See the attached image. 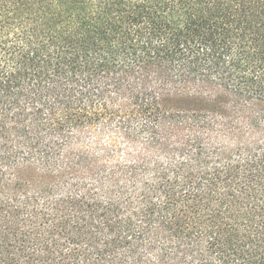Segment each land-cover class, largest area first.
Segmentation results:
<instances>
[{
  "label": "trees",
  "instance_id": "trees-1",
  "mask_svg": "<svg viewBox=\"0 0 264 264\" xmlns=\"http://www.w3.org/2000/svg\"><path fill=\"white\" fill-rule=\"evenodd\" d=\"M0 264H264V0H0Z\"/></svg>",
  "mask_w": 264,
  "mask_h": 264
}]
</instances>
